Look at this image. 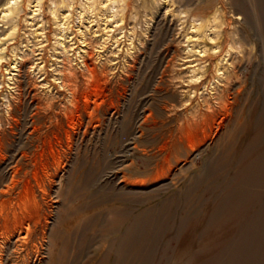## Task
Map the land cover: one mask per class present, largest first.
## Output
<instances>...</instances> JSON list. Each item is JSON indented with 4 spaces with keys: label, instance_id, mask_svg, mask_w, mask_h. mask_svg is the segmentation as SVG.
<instances>
[{
    "label": "rangeland",
    "instance_id": "374dc122",
    "mask_svg": "<svg viewBox=\"0 0 264 264\" xmlns=\"http://www.w3.org/2000/svg\"><path fill=\"white\" fill-rule=\"evenodd\" d=\"M23 259L264 264V0H0V264Z\"/></svg>",
    "mask_w": 264,
    "mask_h": 264
},
{
    "label": "bare ground",
    "instance_id": "6f19581e",
    "mask_svg": "<svg viewBox=\"0 0 264 264\" xmlns=\"http://www.w3.org/2000/svg\"><path fill=\"white\" fill-rule=\"evenodd\" d=\"M30 134H31V133H30ZM24 198H25V197H24ZM22 220H23V218H22ZM20 223H22V222H20ZM18 225H19V224H18ZM131 230H132V229H129V230L127 231V237H128V235H129V233L132 232ZM18 231H19V230H18ZM25 231L27 232V235H28V234L30 235V233H31V232H30V228H27ZM25 238H27V237H24V239L22 240L23 242H24ZM18 241H20V240H18ZM20 242H21V241H20ZM20 244H21V243H20ZM22 244H23V243H22ZM23 249H24V248H23ZM37 250H38V249H37ZM37 250H36V251H37ZM27 257H28V254H26V258H27ZM22 262H23L24 264H26L24 259L22 260Z\"/></svg>",
    "mask_w": 264,
    "mask_h": 264
}]
</instances>
